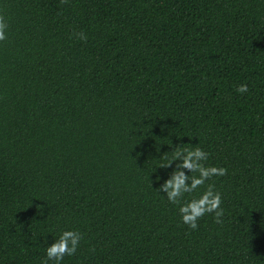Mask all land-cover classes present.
Masks as SVG:
<instances>
[{"label":"trees","instance_id":"16d2710c","mask_svg":"<svg viewBox=\"0 0 264 264\" xmlns=\"http://www.w3.org/2000/svg\"><path fill=\"white\" fill-rule=\"evenodd\" d=\"M0 15V264H42L65 230L83 238L63 264H264V0H0ZM196 145L227 171L182 199L221 193L222 223L194 231L159 190L175 162L159 166Z\"/></svg>","mask_w":264,"mask_h":264},{"label":"clouds","instance_id":"9594fccd","mask_svg":"<svg viewBox=\"0 0 264 264\" xmlns=\"http://www.w3.org/2000/svg\"><path fill=\"white\" fill-rule=\"evenodd\" d=\"M8 21L0 15V42L7 39ZM73 36L79 40H86L87 36L83 32H75ZM238 91L241 94L248 92L247 84H240ZM171 159L166 164L159 167L169 168L175 162V168L169 174L168 178L160 185V192L166 194L169 203L179 205L178 213L183 224L192 230L199 228L201 218L211 214L216 223H222L224 209L222 207L221 193L215 189L212 183L207 184L204 191L198 198L188 199L181 202L187 193H195L211 180L213 177H222L226 175V169L214 165H206L209 159V153L199 146L184 148L176 146L171 152ZM166 154V153H165ZM165 154L161 157L164 158ZM160 158V159H161ZM185 170L188 173L186 174ZM160 177H157V181ZM82 234L75 230H65L54 242L44 247L45 256L42 264H63L65 256H73L82 240Z\"/></svg>","mask_w":264,"mask_h":264}]
</instances>
